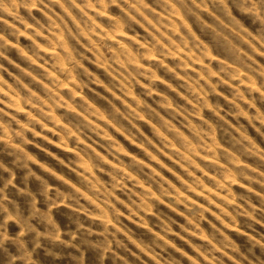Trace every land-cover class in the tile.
<instances>
[{"label": "clouds", "instance_id": "clouds-1", "mask_svg": "<svg viewBox=\"0 0 264 264\" xmlns=\"http://www.w3.org/2000/svg\"><path fill=\"white\" fill-rule=\"evenodd\" d=\"M0 21V76L8 73L4 61L14 63L9 53L13 38L15 44L20 43L21 28L28 31L31 27L33 36L47 33L46 46L61 50L48 58L33 42L37 50L32 57L55 72V79L47 71L33 75L35 69L30 63L14 75L9 73L14 86L7 80L0 84L27 109L22 116L12 99L7 104L17 111L0 108V264H264V175H252L255 169H264V150L257 149L249 138L250 134L264 144V0H0ZM151 22L153 26L171 27V35L179 36L178 44L194 53V59L208 60L200 69L207 79L201 82L199 73L187 71L191 62L187 57L175 60L171 51L145 40L148 50L137 49L133 59L143 61L146 56H156L158 62H150L142 69L126 59L128 67L121 78L131 82L129 87L140 78L148 80L142 111L164 136L144 125L139 126L145 129L141 133L136 127L138 117L127 110L121 112L115 105L106 112L108 119L137 143L148 145L157 156L167 153L174 157L179 167L170 166L201 191V180L219 191L217 180L228 175L249 190L258 181L255 194H229L237 201L228 218L236 231L208 224L206 242L189 237L192 247L179 244L195 258L191 261L163 239L171 231L168 225L177 233L185 226L170 208L160 206V200H164L173 208L180 207L174 189L165 179L168 173L158 176L146 164L124 160L114 151L116 145L100 139L103 133L91 122L96 113L90 105L77 101L72 91L61 93L65 83L75 78L77 91L87 90L99 99L103 94L94 87L93 76L97 71L94 65L101 62L97 57L115 63L118 57L112 55V49L119 48L110 43L111 39ZM85 37L87 44L82 42ZM69 41L75 43L67 47ZM209 54L218 61L214 83ZM120 55L127 58L128 53ZM169 59L174 63L167 64ZM161 70L164 75L158 76ZM25 73L31 77L28 83H24ZM165 76L172 80L183 77L175 87L183 90L184 103L176 102L172 110L161 109L167 101L151 94V89L157 87L152 81H163ZM245 83L248 87L243 88ZM33 85H38L42 95ZM108 87L126 95L115 80H109ZM224 87L231 98L226 108L219 98L214 103L210 99L223 96L217 89ZM258 98L260 105L256 107ZM210 104L213 108L204 116ZM53 111L55 115L50 114ZM243 111L250 113L247 119L241 118ZM45 126L55 129L58 135L49 137ZM218 137L226 145L223 150L217 149ZM49 140L65 148L71 146V152L56 149ZM97 147L114 158L120 168L127 169L129 175L105 167ZM173 148L176 150L170 151ZM197 152L210 155L214 161L204 164L211 179L203 175L193 178L183 171H196L193 160ZM219 161L224 162L223 166ZM133 175L137 179L126 186ZM141 184L148 190H140ZM181 187L185 192L192 191L184 184ZM157 196L159 199H155ZM183 203L186 215H204L202 208L187 200ZM152 208L156 212L149 217L146 213ZM144 223L151 228L142 230L138 225Z\"/></svg>", "mask_w": 264, "mask_h": 264}, {"label": "rangeland", "instance_id": "rangeland-1", "mask_svg": "<svg viewBox=\"0 0 264 264\" xmlns=\"http://www.w3.org/2000/svg\"><path fill=\"white\" fill-rule=\"evenodd\" d=\"M150 19L151 18H149V20ZM176 19L179 20L180 18L177 17ZM0 23H2V21H0ZM167 23L173 24L175 23V21H167ZM153 25L154 22L145 23L143 26H138L135 29V32H129L125 30L118 36L113 37L110 43H112L113 45H117L119 48V51H117L116 47L112 49V55L118 57L115 63H113L112 61H103V57H97V60L101 62L94 65L97 71L93 73V76L96 79L94 87L99 89L103 94L99 99L95 98L94 95H90L87 90L77 91L76 88L79 87V84L75 78L72 82L65 83L64 87L61 89V93L72 91L77 101H83L90 105V107L96 113V115L92 117L91 122L101 133H103L100 139L105 143H112L116 145L114 151H116L124 160H137V162L139 163L146 164L149 168L155 171L158 176H162L164 175V173H168V175L165 176V179L168 180V182L174 189L176 193L174 198L177 200V203L180 205V207L173 208L167 205L164 200H160V206L170 208L174 216L185 222V226H183V231L181 233H177L175 228H173L171 225H168V227L171 228V231L169 232L168 236L164 237L163 239L166 243H168L169 247L178 250L180 253L185 255V258L191 261L195 258L191 256V253L188 252L187 248H180L179 244L184 243L187 244L188 247H192L191 241L188 239L189 237H191L193 240L206 242L208 240V234L205 225L208 224H211L213 228H220L227 231H236V227L228 222V218L232 217L231 208L236 205L237 201L231 199L229 194L234 195L237 191H252V193L255 194L258 181H254L252 189L249 190L246 186L239 184L237 180L234 179L231 175H228L225 176L223 180H217L220 188L219 191L212 188L205 180H201L200 183L201 185H203V190L201 191L199 188L192 187L185 176L180 175V173H178L174 168L170 166V164H176L177 167H179V163L175 160L174 157L169 156L167 153L162 154V156H157L155 152H153L148 147V145L137 143L134 138L128 136L123 130L116 127V125H114L108 119L106 112L111 110V105H115L121 112L127 110L128 112L134 113L135 116L138 117V120L136 121V127L141 133H143L145 129L139 126L144 125L149 129H154L155 132L160 136H164L162 130L156 127L154 122L148 119V117L142 111L145 106V97L143 93L149 91L148 80L146 78H140L137 84L129 87V83L131 82L125 83V81L121 78L123 75V69H126L128 67V64L125 63L126 59L135 67H139L142 69H146L147 65L150 62H158L159 57L156 56H146L143 61H137L133 59L137 49L141 51L148 50V45L145 44V40L149 41V43L155 41L166 50L171 51L173 53V56L175 57V60H180L182 57H187L188 61H191L187 65V71L192 75H196L199 73L202 77L201 82H203L204 79H207L205 74L200 72V69L208 64V60L194 59V53H188L184 47L178 44L179 36L177 35L176 37H173L171 35V27L165 28L161 27L160 25ZM101 28H103V26H101ZM176 30L178 33L180 32L178 24H176ZM32 32L33 29L31 27H29L28 31H23V28H21L19 44H15L13 38V44L11 45L12 51L9 53V58L13 60L14 63L9 64L8 61L3 62L4 66L8 68V73L0 76V84H2L4 80H7L10 86H14L13 76H10L9 73H12L14 75L18 73L20 69L27 68L30 63L32 64V68L35 69V72L32 73L33 75H35L36 72L47 71L49 76H51L53 79L56 78L55 72H52L50 69L45 68L41 61H36L34 57H32V52L37 50L33 47V42L35 41L36 44L40 45V54L48 58L59 54L61 50L59 49V47L46 46L48 43L47 33L33 36ZM97 38L100 37L97 36ZM82 42L84 44H87L88 38L85 37ZM74 43L75 41H69L67 47H70ZM170 44L175 45V47L169 48ZM121 52L128 53L127 58L121 56ZM257 55L259 56V53H257ZM209 60L212 61L211 68L209 69V71L212 72L211 82L214 83L217 79L216 66L218 61L212 56V54H209ZM166 63L172 64L174 63V61L172 59H169L166 61ZM29 71H31V69H29ZM163 75V70H161L158 76ZM30 79L31 77L28 76L27 73H25L24 83H28ZM109 80H115L117 83H119L121 87L124 88L126 95L122 94L119 90L108 87ZM165 81H167V83ZM181 82H183L182 76L177 80H172L170 76H165V79L163 81L159 79H155L152 81V83L157 85L156 88L151 89L152 96L160 97L161 99H165L167 101L166 104L160 106L161 109L172 110L176 102L184 103V97L182 95L183 90L177 89L175 87L176 84ZM73 85H76V87H73ZM169 85H171L172 87L170 88ZM45 86H48L47 82H45ZM242 87H248L247 83H245ZM33 88L37 92V94L42 95L38 85H33ZM161 93H165V95L161 96ZM217 93H223L224 95L211 97L210 99H212L214 103L215 100L219 98L221 105L226 108L231 103L228 88H219L217 89ZM57 95H60V93H57ZM0 97H3V100H0V108L7 107L11 111H17V109L12 108V105L7 104V100L12 99L13 102L18 105L20 114L22 116L27 114V109L23 107L22 102L20 100H16L15 97H12L10 92L6 88L0 87ZM225 97H227V100L225 99ZM61 99H66V97L61 96ZM259 105L260 100L258 98L256 107H259ZM70 107L74 106L70 104ZM212 108L213 104H210L209 109L204 113V116L209 115ZM253 111H255V108L253 109ZM261 111H264V109H261ZM50 114L55 115V112L53 111ZM160 114L163 117L162 111ZM249 115V112L243 111L241 113V118L247 119ZM166 122L171 123L167 120ZM58 126L63 125L58 123ZM45 132L49 137L58 135V133L55 132V129L48 126H45ZM249 138L255 144L257 149L264 150V144L256 141L255 138L251 137L250 134ZM38 139H43V137L39 136ZM217 139V149L223 150V148L226 146L224 144V141L222 139H219V137ZM49 143H52L53 147L60 151L71 152V146L65 148L63 144H57L51 140H49ZM81 143L83 144L85 142L82 140ZM95 150L98 155L104 156L105 167L109 169H116L123 172L124 175H129L128 170L120 168V165L114 158L106 156L103 150L99 149L98 147ZM175 150V148L170 149V151ZM138 153L140 155H138ZM147 157L151 158L150 162ZM211 163H214V161L212 160L210 155L206 156L202 152H197L196 158L193 160V165L196 171H192L188 168L183 169V171L188 172L193 178L199 175H203L211 179L212 177L209 176L208 170L204 168V164ZM219 163L221 166H223L224 162L219 161ZM161 169H163V172L161 171ZM89 172L94 178L99 179V176H97V174L93 170L89 169ZM104 175L106 176L107 173H104ZM252 175L255 177H260L261 175H264V169H255ZM112 178L115 179V177ZM136 179L137 177L133 175L132 180L129 181L126 186L130 187L131 182L135 181ZM120 183L123 184L124 182L121 181ZM101 184H103V181H101ZM181 184L192 187V191L185 192L181 187ZM228 184H231L232 187L228 188ZM140 190L147 191L148 189L143 184H141ZM118 198L121 199V202L123 203V198L119 196ZM155 199H159V197L157 196L155 197ZM185 200H187L188 204L190 205H195L199 208H202L204 215L199 216V214L195 212H193L192 216L186 215L182 210L185 207L183 203ZM209 204L211 205V207L207 206ZM155 212L156 209L152 208L151 211L146 213V215L149 217H153ZM197 218L200 220L199 223L197 222ZM128 219L131 221L132 218L128 217ZM165 223L167 222L165 221ZM138 226L142 227V230L144 231H147L151 228V225L149 223H144L142 226ZM192 250L197 253L199 252V249L197 248H192ZM65 251L67 253V251L70 250Z\"/></svg>", "mask_w": 264, "mask_h": 264}]
</instances>
